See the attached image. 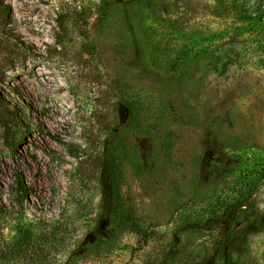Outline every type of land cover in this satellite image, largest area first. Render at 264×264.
Returning a JSON list of instances; mask_svg holds the SVG:
<instances>
[{"label": "rangeland", "instance_id": "obj_1", "mask_svg": "<svg viewBox=\"0 0 264 264\" xmlns=\"http://www.w3.org/2000/svg\"><path fill=\"white\" fill-rule=\"evenodd\" d=\"M108 154L147 240L68 257ZM248 185L263 213L264 0H0V264H222ZM235 236L264 264V230Z\"/></svg>", "mask_w": 264, "mask_h": 264}, {"label": "trees", "instance_id": "obj_2", "mask_svg": "<svg viewBox=\"0 0 264 264\" xmlns=\"http://www.w3.org/2000/svg\"><path fill=\"white\" fill-rule=\"evenodd\" d=\"M177 65V63H176ZM171 69L175 70V64H171ZM100 171L98 176L99 203L95 214V224L79 243L77 251H72L68 257H77L82 252L91 248H100L107 245L113 236L121 230L128 229L139 237L140 242L147 240V232L131 218L123 208L121 191L122 175L111 154L98 159ZM205 168L202 169L204 171ZM220 167L216 168V173L220 172ZM226 174V172H223ZM256 186H244L243 192L228 200H224L219 207L220 213L215 218L213 233L210 241L217 243L218 240L226 237L227 244L221 249L222 264H244L239 253L234 251L232 244L237 240L235 233L242 231L243 249L250 236L256 235L264 230V212H257L254 207V188ZM26 238V237H25ZM218 252V251H217ZM217 252L213 254L209 264L216 262ZM212 260V261H211ZM179 264V263H175ZM207 264V263H205Z\"/></svg>", "mask_w": 264, "mask_h": 264}]
</instances>
